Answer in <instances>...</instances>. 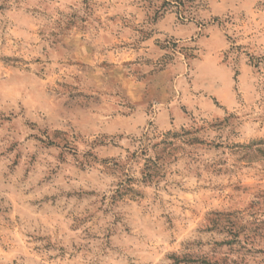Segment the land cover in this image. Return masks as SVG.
I'll list each match as a JSON object with an SVG mask.
<instances>
[{
  "label": "rangeland",
  "instance_id": "rangeland-1",
  "mask_svg": "<svg viewBox=\"0 0 264 264\" xmlns=\"http://www.w3.org/2000/svg\"><path fill=\"white\" fill-rule=\"evenodd\" d=\"M0 264H264V0H0Z\"/></svg>",
  "mask_w": 264,
  "mask_h": 264
}]
</instances>
